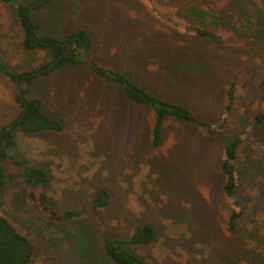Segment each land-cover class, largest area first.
<instances>
[{
	"label": "rangeland",
	"instance_id": "1",
	"mask_svg": "<svg viewBox=\"0 0 264 264\" xmlns=\"http://www.w3.org/2000/svg\"><path fill=\"white\" fill-rule=\"evenodd\" d=\"M38 1L21 0L35 7L38 35L65 38L82 27L93 45L82 53L83 64L21 85L64 129H15L12 153L50 175L54 209L88 208L81 217L52 219L26 201L32 187L9 179L0 189V215L33 240V264H112L102 250L104 236L126 241L148 223L156 229L154 241L123 247L150 264H264V118L257 119L264 111V0ZM15 5L0 0V61L19 74L52 55L25 48ZM193 6L202 12L199 20L205 16L206 36L185 29L177 14ZM92 61L210 122L224 115L229 86L242 87L225 130L241 140L236 195L245 205L243 220L231 225L235 207L223 189L221 162L231 139L171 117L161 144L153 146V109L96 75ZM16 93V83L0 70V127L22 110ZM101 189L110 199L94 210L90 203Z\"/></svg>",
	"mask_w": 264,
	"mask_h": 264
},
{
	"label": "trees",
	"instance_id": "2",
	"mask_svg": "<svg viewBox=\"0 0 264 264\" xmlns=\"http://www.w3.org/2000/svg\"><path fill=\"white\" fill-rule=\"evenodd\" d=\"M5 3L16 4V13L25 30L24 46L27 49H48L51 52L52 59L45 65L35 68L32 71H24L19 74L12 72L5 63L0 61V70L9 76L15 83L19 77L20 84L26 83L30 87L36 76L47 74L56 68L67 65L83 64L82 53L89 51L93 45V38L88 30L82 27L74 28L65 38H57L53 35L40 36L37 34L39 26L31 17V11L35 8L21 2V0H1ZM53 0H42L46 4ZM163 1V0H158ZM36 3V8L41 6ZM197 6L179 9L177 14L186 19L185 29L194 31V33L206 36L208 30L203 28L205 16L199 20L201 11H197ZM74 15H77L78 8L75 7ZM79 25V21L74 19ZM203 25V26H202ZM69 44H72L69 52L63 56L54 67L47 68L57 57L65 53ZM90 69L98 76L113 80L122 85L128 97L135 103L145 105L153 109L154 122L152 126V145L159 146L163 139L164 127L168 118L174 117L187 122L197 124L203 130L216 138L231 139L224 146V154L221 162V168L225 177L223 185L224 192L235 207L231 216V225L233 227L243 220L245 205L236 195L238 186V154L241 140L237 137L232 138L225 128L229 117L235 106L236 95L242 89L236 83H232L227 92V104L224 108V115L216 122L200 119L195 112L188 106L179 102H174L163 98L159 94L153 93L134 82L124 72L116 71L112 68H106L92 61L89 63ZM46 68L45 71H42ZM23 97L16 93L17 102L22 110L14 121H17L12 128L8 126L13 123L0 127V189L3 188L9 179H16L17 185L20 182L28 184L33 189L29 191L26 201L30 204L36 203L39 210L48 214L52 219H73L81 217L88 208H73L65 212H59L53 208L48 194L50 185V175L37 165L29 164L26 166L19 153H12L16 146L15 129H20L25 133H35L42 130L61 131L64 124L57 118L49 116L44 111L43 100L40 97H27V90L22 89ZM264 111L258 115V122L263 120ZM235 194V196H234ZM110 199V192L106 189L98 190L94 193L91 203L94 210L107 206ZM86 209V210H85ZM92 209V208H91ZM157 236L156 229L151 224L137 226L129 239H114L104 236L102 250L104 256L112 264H150L145 259L135 253L125 249L123 243L127 242L135 245H147L155 240ZM36 253V246L32 239L21 232L8 218L0 215V264H33ZM219 264H238L236 261H227Z\"/></svg>",
	"mask_w": 264,
	"mask_h": 264
},
{
	"label": "water",
	"instance_id": "3",
	"mask_svg": "<svg viewBox=\"0 0 264 264\" xmlns=\"http://www.w3.org/2000/svg\"><path fill=\"white\" fill-rule=\"evenodd\" d=\"M39 3L42 2V0L38 1ZM72 47V44H69V48L68 50L63 53L62 55H60L59 57H57L47 68H52L56 65V63L63 57L65 56L69 50L71 49ZM46 68H43L42 71H45ZM16 86H17V94L20 96V97H23V91H22V88H21V84H20V80H19V77L16 78ZM17 121H14L13 123H11L8 128H12L14 126V124H16ZM0 150H1V147H0Z\"/></svg>",
	"mask_w": 264,
	"mask_h": 264
}]
</instances>
